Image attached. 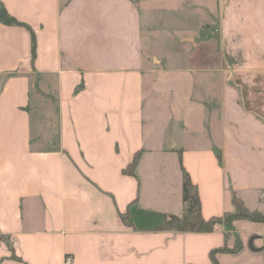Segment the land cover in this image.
Wrapping results in <instances>:
<instances>
[{
    "label": "crops",
    "instance_id": "obj_1",
    "mask_svg": "<svg viewBox=\"0 0 264 264\" xmlns=\"http://www.w3.org/2000/svg\"><path fill=\"white\" fill-rule=\"evenodd\" d=\"M0 1V264H264V0Z\"/></svg>",
    "mask_w": 264,
    "mask_h": 264
},
{
    "label": "trees",
    "instance_id": "obj_2",
    "mask_svg": "<svg viewBox=\"0 0 264 264\" xmlns=\"http://www.w3.org/2000/svg\"><path fill=\"white\" fill-rule=\"evenodd\" d=\"M0 21L9 25H24L21 21L10 15L6 7L0 1ZM32 34V55L35 57L37 41L34 31L31 29ZM218 158L221 160V154L216 152ZM139 153H136L133 161L124 170L129 173H134V167L137 162ZM183 172V187L184 195L183 200L185 204V212L183 215L171 214L166 221L159 226L163 230H178V231H192V232H211L215 229V226L225 221L226 223H232L233 220L238 218H250L254 220H263L264 215L258 211H250L244 202L234 195V204L236 210L233 213H226L223 216H214L209 219L204 218L201 212V201L198 193L195 191L196 186L192 182L189 172L182 165ZM192 190L195 192L192 193ZM124 220L130 223L127 213H122ZM242 247L240 238L237 239V244L233 249H229L227 246H223L211 251V257L214 264H219L216 254L220 251H238ZM15 256V255H14Z\"/></svg>",
    "mask_w": 264,
    "mask_h": 264
},
{
    "label": "built area",
    "instance_id": "obj_3",
    "mask_svg": "<svg viewBox=\"0 0 264 264\" xmlns=\"http://www.w3.org/2000/svg\"><path fill=\"white\" fill-rule=\"evenodd\" d=\"M71 260H72V258L70 257V256H67L66 257V261L69 263V262H71Z\"/></svg>",
    "mask_w": 264,
    "mask_h": 264
},
{
    "label": "water",
    "instance_id": "obj_4",
    "mask_svg": "<svg viewBox=\"0 0 264 264\" xmlns=\"http://www.w3.org/2000/svg\"><path fill=\"white\" fill-rule=\"evenodd\" d=\"M195 191L194 190H192V193H194Z\"/></svg>",
    "mask_w": 264,
    "mask_h": 264
}]
</instances>
